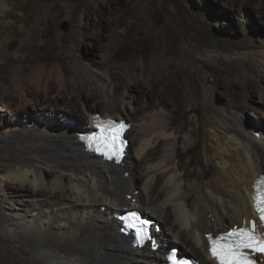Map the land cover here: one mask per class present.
I'll use <instances>...</instances> for the list:
<instances>
[{
	"label": "bare ground",
	"instance_id": "bare-ground-1",
	"mask_svg": "<svg viewBox=\"0 0 264 264\" xmlns=\"http://www.w3.org/2000/svg\"><path fill=\"white\" fill-rule=\"evenodd\" d=\"M89 1L94 6L78 4L71 10L75 40L83 37L91 40L108 30L111 22L116 21L119 25L124 22L121 10L109 5L114 0ZM231 1L232 7L244 5L242 0ZM10 7L9 0H0V22L14 17L15 12ZM90 28L95 29V33L85 34ZM121 38L120 32H113L108 45L111 55L116 53ZM166 44L167 50L181 48L190 56H196L197 51L209 64L242 67L244 73H239L241 99L236 95L231 103L218 104L211 92L214 83L203 84L200 89L193 87L194 76L189 71L183 82L186 87L182 95L173 102L162 99L147 107L148 96L140 98L141 94L131 93L130 88L136 77L143 79L147 89L152 91L155 84L165 81L164 74L169 76V85L173 84L172 76L178 69L172 70V66L179 61H167L162 55L152 73L151 66L143 62L132 64L133 77L128 82L122 80L125 69L121 64L112 66L110 83H104V73L93 69L103 79V90L94 86L91 95L84 91L76 93V89L70 91L69 86L78 84L84 88L86 77L93 75L88 71L89 64L76 56L73 49L53 72L45 74L40 62L32 65L27 75L36 76L37 91L30 90L23 82L25 65L15 66V73L9 78L6 76L7 80L0 84L6 90L4 93L19 99L16 105L13 104L15 99L8 100L1 108L5 113L0 114L6 123L1 124L0 132V164L3 163V169H0V222L11 237L33 239L40 257L48 264H159V258L166 253V248L162 247L176 243L181 244L184 253L196 256L202 263L214 264L208 258L205 233L225 231L256 217L252 194L254 181L264 174V132L258 139L255 133L259 129L242 119L239 107L254 105L246 84L250 81L248 76H252V68L264 69V39L244 36L232 44H214L208 39L205 49L201 50L194 43L183 44L171 33ZM252 45L258 46L259 50L253 51L255 55L248 58V47ZM31 46L35 47V43ZM25 57L23 59L27 60ZM7 62H0V76ZM68 69L73 71L71 78L67 77ZM263 72L257 81L264 82ZM51 79L58 85L56 90L51 86ZM114 82H117L116 86L123 83L121 92H115L114 88L115 93L112 91ZM112 83L114 85L110 87ZM40 90L45 94L38 97ZM260 93L264 95V83ZM99 95L103 98L102 108L107 116L133 118L128 136L133 130L136 133L133 138L129 137V153L124 164L116 165L90 155L79 139L80 132L89 130L83 129V124L87 119V123L92 122L98 106L93 98ZM40 97L44 99L45 114L20 120L29 104L35 105ZM2 100L6 99L0 93ZM198 105L203 106V117L197 115L190 119L191 128L182 137L180 130L185 125L178 115L182 111H193ZM138 111L142 118L137 122L138 118L133 116ZM60 117H66L69 122H60ZM6 119L12 120L11 123ZM255 124L264 131V125ZM15 133L17 136L13 135ZM195 142L202 143L204 159V167L201 166L202 171L197 177L187 174L179 157L181 144L190 148ZM127 171L128 176L125 175ZM132 204L162 222V232L157 233L162 244L156 252L148 245L142 249L133 248L131 235L120 232L116 214ZM103 205L105 210H102ZM14 262L23 264L18 259Z\"/></svg>",
	"mask_w": 264,
	"mask_h": 264
},
{
	"label": "rangeland",
	"instance_id": "rangeland-1",
	"mask_svg": "<svg viewBox=\"0 0 264 264\" xmlns=\"http://www.w3.org/2000/svg\"><path fill=\"white\" fill-rule=\"evenodd\" d=\"M231 2V0H114L109 5L121 10L120 13L123 14L124 22L121 25L116 21L111 22L108 30H104L103 34L91 40L84 37L80 40H75L72 37L73 20L71 10L78 4L94 6L89 0H9L10 8L14 10L15 14L10 20L0 22V62L8 61L6 63L7 67L2 68L3 71L0 79L3 81L0 80V84L15 73V66L25 65L23 72L26 76L23 82L30 90L37 91L36 76L27 75L32 65L36 64V62L39 64L40 62L44 65L45 74L53 72L64 63L65 56L70 55L72 53L71 49H73L76 56H80L89 64L88 71H91L93 77H86L87 85L84 88H81L78 84H73V87L70 85L68 89L71 91L74 88L76 89L75 92L84 91L86 94L91 95V87L97 86L102 91L104 83L112 82L111 68L114 64L124 66L125 70L122 71L121 76L123 81L128 82L129 78L133 77L132 64L139 65L143 62L148 67L151 66L149 68L152 73L158 66L160 62L159 58L162 55V57H166L167 61H179L178 64L172 66V70L178 69L172 76L173 84L169 85V76L164 74L163 79L165 81L155 84L152 91H149L143 79L135 77V83L130 88L131 90L129 89L133 94H141L140 98L142 95H145L146 98L148 96L147 107L154 102L162 101V99L172 100L171 102H173L176 97H179V94L182 95L186 87L183 82L189 71L193 72L194 77H192L191 82L193 87L196 86L200 89L203 84L208 82L212 84L213 82L214 87L211 91L213 92V100L220 105L228 102L231 103L233 96L239 95L237 99H241V85L239 84L241 78L239 73H244L242 67L235 64L224 67L211 61H209L211 62L209 64L200 54H197V51L195 52L196 56H190L184 53L181 48L172 47V50H167L166 44V39L171 33L178 37L183 44L194 43L201 50L205 49L208 39L214 44H232L244 39V36L249 39L253 37V40L259 37L264 39V36H262L264 35L263 0H242L243 6L234 5V7H232ZM107 7H109L108 4ZM106 16L108 17L109 15L106 14ZM192 20H195V23ZM87 22H92V20L87 19ZM66 24L68 28L67 30H63L62 27ZM115 31L120 32L122 38L119 40V47L116 53L111 55L108 45ZM87 33L94 34L95 29L90 28L86 30L85 34ZM31 42L35 43V47L31 46ZM248 48V51H250L248 58L255 55L253 51L259 50V47L254 45ZM19 55L22 56L21 59L18 58L20 57ZM23 57L27 60L23 59ZM93 69L104 73V77L106 76L104 83L102 77L98 76ZM68 70L67 77L71 78L74 75L73 71L72 69ZM251 71L252 76H248L250 81L246 84V90L251 97L252 105H254H243L239 108L242 109V119L259 129L255 133L259 139L262 136L261 132L264 131L263 128L259 127L258 124L254 125V123L264 125V102H262L264 101V95L260 93V86L264 82L261 79V82H259L257 79L262 75L264 69L255 67ZM151 73L147 75L149 76ZM6 76L7 78L5 79ZM229 77L232 79H229ZM50 82L51 86L55 87L56 90L58 86L56 81L51 79ZM114 84L112 83L110 87ZM110 87L109 89H111ZM113 88L115 92H119L123 90V83L112 86V91L114 92ZM5 91L0 86V93L6 99L0 101V114L5 113L1 108L5 106L4 104L8 100L11 99L12 101V99H15L14 105L19 100H16V96L12 95H9L10 98L7 92L4 93ZM40 91L38 92V97L45 94L44 90H42L40 95ZM67 91L70 92L69 90ZM54 92L52 93L54 94ZM145 97H142V99ZM93 100L98 105L95 108L97 112L105 114L102 108L103 98L99 95L95 96ZM43 102L44 99L42 97L38 98L35 105L29 104L30 107H27V112H23L22 116L18 118L21 120L28 117H36L35 114L44 113L46 110L43 109ZM203 114V106L198 105L193 111H182L178 115L185 125L180 130L182 137L191 128L189 120L197 115L202 118ZM7 115L9 116V114ZM84 115H86L85 112ZM116 117L118 116L116 115ZM133 117L134 119L138 118L137 122L138 120L140 121L142 118L140 111ZM128 119L130 121L131 119L133 120L132 117ZM3 121L0 117V132L2 128L1 124L2 126L6 124ZM5 121L11 123L12 120L6 119ZM60 122L66 123L69 120L66 117H60ZM87 122H89V119L84 121L83 129L88 128L86 127L89 125ZM135 133V130H133L129 137L133 138ZM179 157L181 167L186 168L187 174H193L197 177L196 175L202 171L201 166L204 167V159L201 142L193 143L190 148H186L181 144L179 147ZM1 164L0 169H3ZM185 168H182L183 171ZM207 171L211 172L210 170ZM193 199L194 196L191 199V203ZM102 210H105V205L102 206ZM176 244L181 246L180 243ZM36 248L38 246L34 243L33 239L21 240L11 237L3 229L0 222V264H16L14 262L16 259L23 264H48L42 260ZM60 250L66 252L61 247ZM185 253L189 254L188 252Z\"/></svg>",
	"mask_w": 264,
	"mask_h": 264
},
{
	"label": "snow or ice",
	"instance_id": "snow-or-ice-1",
	"mask_svg": "<svg viewBox=\"0 0 264 264\" xmlns=\"http://www.w3.org/2000/svg\"><path fill=\"white\" fill-rule=\"evenodd\" d=\"M112 122L110 121L109 124ZM264 184V180L260 181ZM258 195L254 197L256 208L260 214V219L264 221V189H257ZM134 215V214H133ZM255 224L252 230L234 229L226 234V237L220 239L227 240V243L218 244L214 242L212 253L220 259V264H256V262L248 257L243 251L244 249H253L256 252L264 253V239H259L254 235Z\"/></svg>",
	"mask_w": 264,
	"mask_h": 264
},
{
	"label": "water",
	"instance_id": "water-1",
	"mask_svg": "<svg viewBox=\"0 0 264 264\" xmlns=\"http://www.w3.org/2000/svg\"><path fill=\"white\" fill-rule=\"evenodd\" d=\"M63 30H67V28H68V25L66 24V25H64L63 27ZM14 136H17V134H15ZM89 154L90 155H94V156H96L94 153H92V152H89ZM116 241H118V240H116Z\"/></svg>",
	"mask_w": 264,
	"mask_h": 264
},
{
	"label": "clouds",
	"instance_id": "clouds-1",
	"mask_svg": "<svg viewBox=\"0 0 264 264\" xmlns=\"http://www.w3.org/2000/svg\"><path fill=\"white\" fill-rule=\"evenodd\" d=\"M96 113H101V112H96ZM102 115H106V114H103V113H101ZM93 117V116H92ZM114 117V116H113ZM127 120H129L127 117H125ZM130 121V120H129ZM85 149V148H84ZM86 151V150H85ZM86 152H88L89 153V151H86ZM93 153V152H92ZM95 154V153H94ZM107 162V161H106Z\"/></svg>",
	"mask_w": 264,
	"mask_h": 264
},
{
	"label": "trees",
	"instance_id": "trees-1",
	"mask_svg": "<svg viewBox=\"0 0 264 264\" xmlns=\"http://www.w3.org/2000/svg\"><path fill=\"white\" fill-rule=\"evenodd\" d=\"M149 219H151V218H149ZM152 220V219H151ZM177 248H178V246H176ZM190 257V256H189Z\"/></svg>",
	"mask_w": 264,
	"mask_h": 264
}]
</instances>
